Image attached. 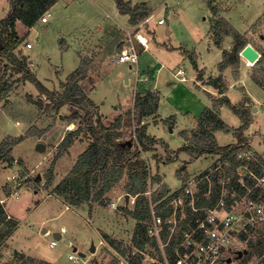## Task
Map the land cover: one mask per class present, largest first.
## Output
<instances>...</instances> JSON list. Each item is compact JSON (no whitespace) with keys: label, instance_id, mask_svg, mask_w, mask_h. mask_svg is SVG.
I'll return each instance as SVG.
<instances>
[{"label":"rangeland","instance_id":"obj_1","mask_svg":"<svg viewBox=\"0 0 264 264\" xmlns=\"http://www.w3.org/2000/svg\"><path fill=\"white\" fill-rule=\"evenodd\" d=\"M146 1L150 12L154 9L157 12L156 18L146 26L148 31L144 32L148 39L147 48L143 49L136 43L139 50L138 68L141 74L150 77L147 82L136 83L132 74L134 66L131 68L128 63H117L112 58L119 42L120 45L124 44V28L129 27L128 15L113 11L116 6L114 0H57L34 26L27 27L16 21L14 31L18 37H22V41L13 52L19 58L25 57L36 77L47 88L54 90L62 89L66 76L79 65L81 59L88 61V78L82 85L99 106L102 121L109 124L122 114L125 139L136 140V126L145 125L149 137L158 141L151 144L148 150H141L140 155L148 163L152 175L157 174L162 178L161 183H152V188L157 191L154 195H163L160 194L163 183L168 190L176 189L181 184L178 171L194 175L206 170L214 160L210 154L192 156L180 150L184 143L180 132L194 127L204 108L212 107L213 98L220 96L217 88L206 83L209 77L221 74L230 102L246 106L251 122L243 132L249 138L250 146L264 159V64H247L239 54L235 64L220 72L218 63L222 50H231L237 40L227 35L222 47L218 48L213 44L209 29L211 21L220 16L238 31L246 44H251L261 54L264 51V0H211L218 7L216 15L207 5L209 0H181L177 6L170 0L165 10L160 8L161 5L164 7L163 0ZM129 2L131 5L141 3ZM10 12V0H0V20ZM163 15L165 22L158 23L157 18ZM113 25L115 27H110ZM97 28L104 31L101 30L103 36L102 32L95 30ZM112 28L118 31L111 37L108 31ZM167 29L170 34L166 33ZM191 52L195 53L197 65L202 68V80H198V83L194 79L198 70L193 69L187 55ZM5 65V57H0V89L10 86L6 92L0 91V110H4L0 111V141L5 136L15 135L24 136V140L12 146L13 152L11 148L10 153L13 160L10 164L4 159L0 160V199H5L2 205L21 221L11 234L2 236L0 264H9V261L21 264L30 257L34 262L28 261L29 264H40L41 261L49 264H111L113 258L119 260L118 264H127L120 253L115 254L112 248L105 250L100 245L98 232L106 223L105 218L110 219L111 223L117 220L120 225L110 228L109 233L121 242L122 248L131 246L136 220L128 213L133 206L124 205L122 196L127 194V176L124 175L106 193L107 199L101 206L94 203L90 207L85 203L83 206L66 208L59 199L49 196V191L45 190L49 172H52L54 184L53 173L57 171L56 179H59V175L70 169L76 155L82 150L80 144H74L70 155L63 157L59 161L60 166L55 167L64 154L58 153V144L67 130L75 126L68 122L71 108L64 105L56 111L45 106L47 99L43 98L35 85L27 80L17 81L20 73L13 72L11 67ZM182 76L184 79H181ZM254 77L262 81L261 85ZM146 90L158 92V109L137 124L135 96ZM39 99L43 102L41 106L36 103ZM128 110L130 117L126 115ZM217 110L227 125L236 128L241 124L240 118L228 106L222 104ZM15 120L23 124L19 126ZM32 131L38 132L37 140L44 145L43 150L38 149L33 137L25 139L34 136ZM78 137L86 143L90 140V136L83 133ZM215 137L222 146L237 142L232 133L217 132ZM10 165H14L13 168L8 167ZM11 170L16 172L9 175ZM6 175L9 176L2 185L3 192L1 184ZM9 180L14 183L10 185ZM112 202H117V209L110 207ZM92 216L94 220L89 223L87 220ZM46 228L47 234L43 232ZM61 228L65 232L57 239V244L50 247L53 233ZM65 238H70L71 242L65 243ZM92 246L95 248L93 253ZM136 251L132 247L130 254ZM70 253L76 256L74 260L68 259ZM152 258H158L157 252L153 245L147 244L142 264H148Z\"/></svg>","mask_w":264,"mask_h":264},{"label":"trees","instance_id":"obj_2","mask_svg":"<svg viewBox=\"0 0 264 264\" xmlns=\"http://www.w3.org/2000/svg\"><path fill=\"white\" fill-rule=\"evenodd\" d=\"M57 0H10L11 12L0 20V57H5L6 67H11L13 72L20 73L17 81H29L35 85L43 98L47 99L45 106L59 110L62 106L67 105L71 108L68 116V122L74 123L75 126L67 130L62 137L58 146V153H64L72 144L74 139L82 133L90 136L87 147L77 156L74 164L67 174L54 186L53 190L61 195L64 200L72 205L86 203L90 207L94 203L105 204L106 193L119 182L124 175L127 176L126 192L130 195H136L135 204L128 213L136 220L134 231L131 238V246L127 249L122 248V244L114 238L103 235L107 243L114 248L120 255L126 258L127 264H142L145 246L150 244L146 236V224L149 216L147 198L143 192L146 191L148 182H158L161 180L159 175H152L151 169L144 158L141 150L146 151L151 144L158 143L145 132V125L136 126V140L125 139L123 130V116L117 115L114 120L105 124L99 114V108L94 101L88 96L82 85L83 81L88 78L87 63L81 59L79 65L71 71L62 83L61 90L47 88L30 70L26 58H19L14 52V48L22 41L14 31L16 21H20L27 27L36 24L39 18L50 9ZM116 9L120 14L128 15L129 23L134 25L145 18L151 11V8L145 2L131 5L129 1L114 0ZM207 5L213 15L218 12V7L211 0ZM210 32L212 34L213 44L221 48L222 41L227 35H231L237 40L231 50H222V58L218 63V68L223 71L226 67L235 64L239 58L240 50L245 46L246 41L240 38L230 23L220 17H215L210 23ZM152 34V33H151ZM121 42L118 44L119 49ZM120 45V46H119ZM260 52V51H259ZM192 66L198 70L197 78L202 79V72L198 69L196 55L194 52L187 54ZM264 64V51L260 54L256 63ZM254 80L261 85L262 81L254 77ZM217 88L218 98H215L212 107H206L196 119V125L189 130H182L180 135L184 139L180 150L187 152L192 156L212 155L217 153H227L243 146L249 141L244 134L250 122L248 109L244 104L234 105L226 95V86L222 80L221 74L215 77H209L207 82ZM264 87V85H262ZM10 86L2 87L1 92H6ZM2 96H0L1 98ZM30 97V96H29ZM30 99V98H29ZM38 105H42V99L37 100ZM159 103L158 92L146 90L135 96L134 106L137 110L138 123L156 113ZM226 105L240 118L241 124L233 128L227 125L220 117L217 110L218 106ZM130 117V111L126 112ZM74 120H77L76 122ZM225 132L232 133L237 139L235 144L219 145L216 141L215 133ZM24 136H9L4 138L0 143V160H5L8 164L13 160L11 148L14 144L20 142ZM137 144V146L135 145ZM135 145V146H134ZM4 162V161H3ZM51 171V170H50ZM260 172V170H257ZM180 178L185 179L188 174L177 172ZM53 179L52 172H49L46 182L51 183ZM166 185L160 194L167 192ZM200 202H209L203 198ZM17 221L7 216L0 203V242L2 236L11 234L16 228ZM5 228V229H4ZM4 229V230H3ZM154 243V242H153ZM137 249L135 254H130L131 248ZM21 264L34 262L33 258H27ZM40 264H49L41 261ZM119 260L113 258L111 264H118Z\"/></svg>","mask_w":264,"mask_h":264},{"label":"built area","instance_id":"obj_3","mask_svg":"<svg viewBox=\"0 0 264 264\" xmlns=\"http://www.w3.org/2000/svg\"><path fill=\"white\" fill-rule=\"evenodd\" d=\"M164 2L162 10L168 6V1ZM156 16L157 12H150L124 28V44L112 56L117 63L134 66L136 83L150 78L138 68L136 43L147 48L144 32ZM157 22L164 23V15ZM139 34L144 35V41ZM213 156L206 170L180 178L178 188L160 197L154 195L157 191L149 186V180L143 192L149 212L146 236L158 258L148 264H264V159L248 142ZM135 198L130 196L128 201L134 204ZM201 198L209 202L202 203ZM3 201L0 199L1 204ZM112 206L117 207L114 202ZM56 244L55 238L49 242L50 247ZM75 258L68 254V259Z\"/></svg>","mask_w":264,"mask_h":264},{"label":"crops","instance_id":"obj_4","mask_svg":"<svg viewBox=\"0 0 264 264\" xmlns=\"http://www.w3.org/2000/svg\"><path fill=\"white\" fill-rule=\"evenodd\" d=\"M125 1H131L132 3H134L135 1H141V2H145V3H147V1L146 0H125ZM163 1H165V0H163ZM162 1V2H163ZM168 1V5H169V1L170 0H167ZM181 0H173V3H174V5L175 6H177L178 4H179V2H180ZM115 3V2H114ZM148 4V3H147ZM54 6V5H53ZM170 8V7H169ZM115 13H119L118 11H117V9H116V6H115V8H114V10H113ZM153 11H155V9L153 10ZM115 25H118V22H115L114 23ZM115 25H113V26H110V27H115ZM127 25L130 27L132 24H130L129 22H127ZM119 28V27H118ZM112 29H115V28H112ZM112 29H110L108 32H109V34H110V36L112 37L114 34H116V32L118 31L117 29H115V30H112ZM97 32H102L103 30L102 29H99V28H97V29H95ZM102 30V31H101ZM104 30H105V28H104ZM104 32V31H103ZM103 32H102V35L101 36H103ZM166 33L167 34H170V31L167 29L166 30ZM121 42V41H120ZM118 48V47H117ZM142 53V52H141ZM241 56V55H240ZM193 67V66H192ZM193 69L194 70H196L194 67H193ZM198 69L200 70V69H202V68H200V66H198ZM194 79H195V82L196 83H198V80H202V79H198L197 78V74H196V72H195V77H194ZM128 81V79H126L125 80V82H127ZM227 88V87H226ZM211 98H213V97H210V99ZM213 99H215V97L213 98ZM95 103V102H94ZM96 104V103H95ZM97 105V104H96ZM158 105H159V103H158ZM98 106V105H97ZM99 107V106H98ZM205 109V108H204ZM0 111H4V110H0ZM219 112V111H218ZM219 115H220V112H219ZM16 121V120H15ZM16 124H18L19 126L20 125H22L23 124V122L22 121H16ZM28 124V123H27ZM29 125V124H28ZM217 133V132H216ZM215 133V134H216ZM31 134H33L34 136H30V137H26L25 139H29V138H32L33 137V139H35L36 141H37V143H39L38 142V140H37V135L36 134H38V132L36 133V131H32L31 132ZM147 134V133H146ZM15 136H19V135H15ZM4 138H6V136L4 137ZM3 138V139H4ZM2 139V140H3ZM1 140V141H2ZM22 140H24V139H22ZM21 140V141H22ZM1 141H0V143H1ZM20 141V142H21ZM19 143V142H18ZM18 143H16V144H18ZM250 143V141H248V144ZM15 144V145H16ZM74 144H80L81 146H82V150L76 155V158H77V156L87 147V145H88V142L86 143L85 141H83L82 139H80V137H78V138H76V139H74V141L72 142V144L67 148V150L64 152V156L63 155H61V157L58 159V163H56V168L58 167V166H60V163H59V161H61V159L63 158V157H67V156H69L70 155V149L72 148V146L74 145ZM228 144H230V143H228ZM14 145V146H15ZM227 145V144H226ZM250 145V144H249ZM13 146V147H14ZM224 146V145H223ZM253 148V147H252ZM255 150V149H254ZM12 152H13V148H12ZM40 152H42V151H40ZM212 155H214V154H212ZM76 158H75V160H76ZM23 160V159H22ZM75 160H74V162H75ZM0 162H2V161H0ZM19 163H21V162H18V164ZM23 163H25V161L23 160V162H22V164ZM8 164V163H7ZM74 164V163H73ZM24 165V164H23ZM70 165V164H69ZM13 166L14 165H10V166H8V167H10V168H13ZM72 167V166H71ZM71 167H70V169H71ZM25 168H27L26 166H25ZM68 167H66V168H64V170H66ZM69 169V170H70ZM68 170V171H69ZM55 171H56V169H55ZM67 171V172H68ZM14 172H16V171H14V170H11V171H9L8 172V174L9 175H12ZM57 172V171H56ZM56 172H54L53 174L55 175L54 176V180H55V183L53 184V180L51 181V183H45L46 185H47V187H45V190H48L49 192V196H53V197H55V198H57V199H59L64 205H65V207L66 208H70V207H79V206H83V205H85V203H81V204H78V205H72V204H69V203H67L65 200H64V198L61 196V195H58L56 192H54V190H53V188H54V186L67 174V172L65 173V174H63V175H59V179H56V176L58 175V172L56 173ZM181 174H183V173H181ZM9 175H6V176H4V179H3V181H2V184H1V189H2V191H3V184H4V182H5V180H6V178H8V176ZM177 176H178V174H177ZM161 177V176H160ZM179 177V176H178ZM61 178V179H60ZM179 179H180V177H179ZM161 180H162V178H161ZM161 180H160V183H161ZM46 182V181H45ZM159 182V181H158ZM12 183H14L12 180H9V184L11 185ZM153 184H154V182H152ZM151 182H150V185L149 186H151L152 187V184ZM164 184V183H163ZM166 185V184H165ZM148 186V187H149ZM179 186H180V184H179ZM178 186V187H179ZM170 187V186H169ZM168 187V188H169ZM177 187V188H178ZM166 188H167V186H166ZM171 188V187H170ZM175 189V188H174ZM168 190V189H167ZM34 191L35 192H38V190L37 189H35L34 188ZM169 191V190H168ZM171 191V190H170ZM4 192V191H3ZM125 195L126 194H123L122 196H123V200H124V205H128V204H131L133 207H134V204L133 203H131V202H129L128 201V198L130 197V196H133V195H128V198L126 199L125 198ZM115 204L117 203V202H114ZM97 205H100V204H97ZM117 205V204H116ZM101 206V205H100ZM93 207V206H92ZM110 207L112 208V209H117V207L116 208H114L113 206H112V203L110 204ZM3 209H4V211H5V213L7 214V216H10V218L11 219H14V220H16L17 221V225H16V228L15 229H17L19 226H20V223H21V221L17 218V217H15L13 214H11L9 211H7V209L3 206ZM104 209V208H103ZM133 209V208H132ZM92 210V209H91ZM96 211V210H95ZM95 211H94V213H95ZM104 211H105V209H104ZM9 213V214H8ZM94 216V215H93ZM91 217L90 219L88 218V222L90 223H92V221L94 220V217ZM123 218V217H122ZM107 221H106V223L104 224V226L103 227H101V228H99L98 229V232H99V236H100V245H102L103 247H105V250L107 249V250H109V249H111L112 247L107 243V241L105 240V238L103 237V235H107V236H110V237H112V238H114L116 241H118L117 240V238H115L114 237V235H112L111 236V234L109 233L111 230H110V228H115V226H118V225H120V223L119 222H117V220H113L112 221V223H111V220L110 219H107V218H105ZM107 222H109L108 224H107ZM119 229V228H118ZM46 232L45 234H47L48 233V229L46 228V229H43V232ZM65 232V230H64V228H61L60 229V231L59 232H54L53 233V235L54 234H57V233H59L60 234V238H61V235L63 234ZM13 234V233H12ZM64 241H65V243H67V244H69L70 242H71V240H70V238H65L64 239ZM118 242H120V241H118ZM121 243V242H120ZM107 246V247H106ZM112 250V252H118V251H116L114 248H112L111 249ZM92 253H93V251H92ZM115 253V254H116ZM30 257V256H29ZM49 263V262H48ZM125 263H126V260H125Z\"/></svg>","mask_w":264,"mask_h":264},{"label":"water","instance_id":"obj_5","mask_svg":"<svg viewBox=\"0 0 264 264\" xmlns=\"http://www.w3.org/2000/svg\"><path fill=\"white\" fill-rule=\"evenodd\" d=\"M239 54L241 56H243L247 61H252V62H256L260 56V53L251 45V44H246L239 52ZM44 145L42 143H38V149L39 150H43ZM128 193L125 195V198H128ZM262 232V230H260ZM55 239H59L60 238V234H54L53 235ZM92 251L95 250L94 246H92L91 248ZM241 254V252H239V255ZM83 255V254H82ZM9 264H12V262L9 261Z\"/></svg>","mask_w":264,"mask_h":264},{"label":"bare ground","instance_id":"obj_6","mask_svg":"<svg viewBox=\"0 0 264 264\" xmlns=\"http://www.w3.org/2000/svg\"><path fill=\"white\" fill-rule=\"evenodd\" d=\"M138 38L140 39V40H145V37H144V35L143 34H139V36H138ZM254 62H252V61H247V64H253ZM71 126H72V124H71Z\"/></svg>","mask_w":264,"mask_h":264}]
</instances>
